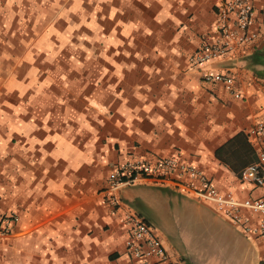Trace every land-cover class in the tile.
I'll list each match as a JSON object with an SVG mask.
<instances>
[{
	"label": "crops",
	"instance_id": "crops-1",
	"mask_svg": "<svg viewBox=\"0 0 264 264\" xmlns=\"http://www.w3.org/2000/svg\"><path fill=\"white\" fill-rule=\"evenodd\" d=\"M223 1L0 0V217H19L0 238V264H136L123 210L104 203L108 174L131 158H173L221 192L238 187L260 148L249 130L264 120V65L253 61L264 28L223 59L189 64L216 38ZM253 4L264 19V0ZM226 72L242 98L202 80ZM236 230L220 264H264V242Z\"/></svg>",
	"mask_w": 264,
	"mask_h": 264
},
{
	"label": "built area",
	"instance_id": "built-area-1",
	"mask_svg": "<svg viewBox=\"0 0 264 264\" xmlns=\"http://www.w3.org/2000/svg\"><path fill=\"white\" fill-rule=\"evenodd\" d=\"M264 28L258 21L253 0H225L217 9L216 38L205 41L190 57L191 67H200L223 59L238 49L254 44ZM206 84H219L231 96L242 98L235 88V77L226 73H206ZM249 136L260 145L256 161L239 174V185L219 191L199 167L173 158L154 160L131 158L117 164L106 178L104 203L114 216L121 210V223L126 230L125 251L136 264H174L154 228L141 216L124 211L119 190L136 183L169 184L195 200L207 204L216 214L226 218L244 236L264 242V120L256 121ZM247 192V196L242 197ZM19 217H0V238L8 237Z\"/></svg>",
	"mask_w": 264,
	"mask_h": 264
},
{
	"label": "rangeland",
	"instance_id": "rangeland-1",
	"mask_svg": "<svg viewBox=\"0 0 264 264\" xmlns=\"http://www.w3.org/2000/svg\"><path fill=\"white\" fill-rule=\"evenodd\" d=\"M127 187L125 210L137 215L139 211L166 246L182 253L189 264H220L230 257L232 238L239 234L226 218L195 199L150 184Z\"/></svg>",
	"mask_w": 264,
	"mask_h": 264
},
{
	"label": "trees",
	"instance_id": "trees-1",
	"mask_svg": "<svg viewBox=\"0 0 264 264\" xmlns=\"http://www.w3.org/2000/svg\"><path fill=\"white\" fill-rule=\"evenodd\" d=\"M253 61L255 63H259L261 65H264V47H262L260 50H258L254 57H253Z\"/></svg>",
	"mask_w": 264,
	"mask_h": 264
}]
</instances>
